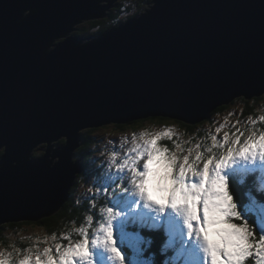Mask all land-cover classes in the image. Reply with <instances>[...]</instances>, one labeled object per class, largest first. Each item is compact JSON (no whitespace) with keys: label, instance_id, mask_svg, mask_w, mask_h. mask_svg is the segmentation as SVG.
Returning a JSON list of instances; mask_svg holds the SVG:
<instances>
[{"label":"water","instance_id":"water-1","mask_svg":"<svg viewBox=\"0 0 264 264\" xmlns=\"http://www.w3.org/2000/svg\"><path fill=\"white\" fill-rule=\"evenodd\" d=\"M114 1L0 0V225L63 205L82 130L148 117L195 124L264 93L261 0H150L96 36L69 34Z\"/></svg>","mask_w":264,"mask_h":264},{"label":"snow or ice","instance_id":"snow-or-ice-1","mask_svg":"<svg viewBox=\"0 0 264 264\" xmlns=\"http://www.w3.org/2000/svg\"><path fill=\"white\" fill-rule=\"evenodd\" d=\"M258 21L264 45V0ZM258 122L264 115L249 117L245 129L236 121L235 132L211 135L210 144L187 151L175 141L174 148L161 143L173 139L172 127L133 133L122 155L115 148L109 153L107 169L85 171V182L107 198L97 226L89 214L74 229L78 239L70 233L60 235L66 244L38 238L23 252L0 251V264H157L150 249L162 234L143 235L157 229L167 235L158 251L168 258L160 264H264V129Z\"/></svg>","mask_w":264,"mask_h":264},{"label":"rangeland","instance_id":"rangeland-1","mask_svg":"<svg viewBox=\"0 0 264 264\" xmlns=\"http://www.w3.org/2000/svg\"><path fill=\"white\" fill-rule=\"evenodd\" d=\"M132 4L133 1L128 0L124 3L123 8L125 6H131ZM148 6H151V4H148ZM144 9L147 10L149 9V7H145ZM142 12L143 10L140 12L138 11L136 12L135 7L131 6V9L129 11H125V13H123L120 16V19H122L124 22L128 18V16L132 15L131 17H134L135 15H140ZM117 24L118 23H116L115 25ZM91 27L92 26L90 25V21L85 20L82 23L77 24V28L76 27L74 28L76 30L70 31L69 34L77 35L78 37H87L90 36L86 34L89 32L88 30H91L92 32L95 31V29ZM63 39L64 38L62 37L59 39V41L56 40L55 42L59 43ZM237 99H238L237 101H235L234 103L232 102L224 110L216 112L211 117L209 116L210 119H204L198 123L189 124L192 126L195 125L191 129H187V126L185 127L183 125L185 123L174 119L167 118V120H160V119L145 118L144 121L141 123L129 124L122 129L117 127L118 124L109 123L99 127L82 130V132L88 133L89 137L93 140L87 149L89 153L87 154L86 160L84 162L85 171H87L90 174H98L103 172L105 169H107L108 165L106 162L109 159V153L115 148L119 150L122 155L123 151H125L128 147L131 146L130 141L133 133L139 135V133L143 130L154 132V131H162L165 127H172L175 131V135L173 136V139L170 141L165 138L161 141V143L167 145L169 148H174L173 141H175L176 143H181L185 151H187L188 148H194V146L197 143H200L202 148L207 144H210L211 135H217L218 138H222L223 133L225 131L231 133V132H235L236 127H239L241 129L250 127V125L247 123L249 117L255 119L259 115H264V93L256 101H254V99L252 98L248 100L250 104L253 106L254 112L252 114L245 113L244 110L247 105H244V103L240 100V97L239 98L237 97ZM236 121H239L240 123L236 125V127H232V125L235 124ZM221 125H224V127L221 128V131L219 133H216V128L220 127ZM256 127L258 129H264V122H258ZM125 138H127L129 143L125 144ZM62 140L63 138L52 141L51 142V144L53 145L52 147L55 148L54 144H59V142ZM39 145H38L39 148L36 146L35 147L36 149L34 148L32 150L31 152L32 156L40 157L45 153L44 150L47 148V143H43V144L41 143ZM111 170L114 171V168ZM84 174L85 172H83L81 177L79 178L77 177L76 179L77 184L75 186L74 200L76 204H79L82 201L88 202L87 206L89 208L88 210H90V204L94 205L96 201L99 202L100 200L99 197L105 194L102 191L96 192V187H94L92 183L85 182ZM93 193H95L94 201L90 199ZM103 198L104 197H102L101 199ZM105 200L107 202V198ZM100 208L101 207H98L96 214L99 213ZM89 214L94 216L93 226H97L98 217L94 215L93 212L86 211L80 224H76L75 222L69 223L70 226L68 227L67 230L68 233L71 234L73 240L79 238L78 233H76L74 229L80 227L83 224H86L85 217ZM22 222H27V221H22ZM52 235L53 234H48L42 227L35 224H24L19 228L8 229V231H6V236L8 238L7 241L11 243L9 244V246L12 245V243H14L15 240L27 242V243H31L29 241H34L35 243H37L38 238L40 241H43L45 237L48 238L49 244H54L56 240L57 242L60 241L65 244L67 243V241H61L60 236L58 235H56V240L53 241ZM3 246L4 245L0 246V251L12 252L8 250L7 247H3ZM44 246L46 245L43 243V246L41 248H43ZM21 252H23L22 249ZM176 264H180V262L179 263L176 262ZM247 264H253V260L251 259L248 260Z\"/></svg>","mask_w":264,"mask_h":264},{"label":"trees","instance_id":"trees-1","mask_svg":"<svg viewBox=\"0 0 264 264\" xmlns=\"http://www.w3.org/2000/svg\"><path fill=\"white\" fill-rule=\"evenodd\" d=\"M126 1H128V0H118L117 2H115V5L112 6V8L110 9L109 15L107 17H104V18L96 20V21L95 20L90 21V25L92 26L91 28H94L95 31L92 32L91 30H88L89 32L86 33V34H88V35H93V34L96 35L99 32L104 31L106 28L112 26L113 24H116L118 22L123 21L122 19H120V16L123 13H125V11H129L131 9V6L135 7L136 12L137 11L140 12V11L144 10V8L147 6V4L150 3V0H132L134 5L132 4L131 6H125L123 8L124 3ZM131 16H128V18L131 17ZM260 96L253 97L252 99H254V101H256V100L259 99ZM237 100L238 99L235 98L229 104H226V105L218 107L216 110L213 111V113L210 115V117L212 115H214L216 112L224 110L225 108H227L228 105H230L232 102L234 103ZM240 100L244 103V105H247L245 107V110H244L245 113L252 114L254 111H253V106L248 101L249 99H245L243 97H240ZM210 117H208L207 119H210ZM149 118L167 120V118H163V117H149ZM143 121H144V119L135 120V121H132V122H129V123H126V124L117 125V127L122 129L126 125L141 123ZM183 125L185 127L187 126V129H191V128H193L195 126V125L192 126V125H189V124H183ZM80 134H81V135H79L80 140L78 142L79 146L75 150L76 152L74 154V160L80 159V161H82L84 163L85 160H86L87 154L89 153V151L87 149H88L89 145L92 143L93 140L89 137L88 133H84V132L81 131ZM63 142L64 141L62 140L59 143H63ZM82 174H83V172L81 174H79V176H77V177L78 178L81 177ZM76 179H75V184L73 185V187L71 188V191L69 192V198L52 215H50L48 217H45V218H42L39 221L31 222V223L30 222H10V223H6V224H1L0 225V246L4 245L3 247H7L8 250L13 251L14 248H19V249L24 250L27 247L35 245L36 243L34 241H29L31 243L33 242L31 244V243L15 240L14 243H12V245L9 246V244H11V243H9L7 241L8 238L6 236V231H8V229L19 228V227H21L24 224H35V225H38V226L42 227L48 234H55V235H58V236H60L62 233H65V234L68 233L67 229L70 226L69 223L75 222L76 224H80L81 220L83 219L84 214L86 213V211L90 212V210H88L89 209L88 206H87L88 202H83L82 201L79 204H76V202L74 200L75 186L77 184V180ZM244 190L245 189L242 188L241 192H243ZM99 198H100L99 202L96 201V203L94 204L95 211H91V212H93L94 215H96L98 207H102L101 205L106 203L104 201V198L101 199L102 196L99 197ZM154 233H161L162 234L160 236H157V239H156L155 243L152 244L151 249H150L151 252H156L155 259H156L157 264H160V262L162 260L168 258V257H166L165 255L161 254L158 251L159 248L162 247L163 241L167 240V235L163 234L162 230H160V229L151 230L150 233L144 231L143 235L148 236V235H152ZM257 235H259V233H257ZM56 242H57V240H56ZM42 246H43V243L41 242L39 244V247H42ZM168 256L170 257L171 253H169ZM170 264H171V262H170Z\"/></svg>","mask_w":264,"mask_h":264},{"label":"clouds","instance_id":"clouds-1","mask_svg":"<svg viewBox=\"0 0 264 264\" xmlns=\"http://www.w3.org/2000/svg\"><path fill=\"white\" fill-rule=\"evenodd\" d=\"M116 1H118V0H116ZM115 2V1H114ZM113 5V4H112ZM114 6V5H113ZM112 7H110V8H108L107 9V11H106V14H107V16L109 15V11H110V9H111ZM106 16V17H107ZM102 18H104V17H100V18H94V19H102ZM128 19H130V18H128ZM128 19H126L125 21H127ZM88 20H90V19H88ZM124 21V22H125ZM82 23V22H81ZM120 23H123V21H121V22H118V24H120ZM79 24V23H78ZM117 24V25H118ZM77 26V25H76ZM75 26V27H76ZM112 26H115V24H113ZM112 26H110V27H112ZM74 27V28H75ZM110 27H108V28H110ZM77 28V27H76ZM108 28H106V29H108ZM105 29V30H106ZM104 30V31H105ZM103 31H101V32H99L98 34H100V33H102ZM98 34H96V35H98ZM71 35V34H70ZM91 36V35H90ZM93 36H95V35H93ZM59 41V40H58ZM64 140V139H63ZM61 142V141H60ZM64 143V142H63ZM59 144H62V143H59ZM53 146V145H52ZM78 148V147H77ZM1 152V151H0ZM44 153V152H43ZM1 154V153H0ZM74 154H75V150L73 151V154H72V161L74 162L75 160H74ZM32 157H35V156H32ZM38 157V156H37ZM76 160H78L79 161V164H80V166H81V172L80 173H78V174H76V176H75V179L77 178V176H79V174H81L82 172H85V167H84V163L82 162V161H80V159H76ZM75 179H74V181H73V183H72V185H71V187H70V189H69V191H68V194H69V192L71 191V188L73 187V185L75 184ZM102 197H104L105 199H106V197H105V195H101ZM68 198H69V196H68ZM104 199V201L106 202V200ZM107 204V202L105 203V204H103V205H101V206H105ZM106 206H108V204L106 205ZM19 222H22V221H19ZM27 222H29V221H27ZM30 222H33V221H30ZM7 223H10V222H7ZM3 224H6V223H3ZM158 230V229H157ZM150 233V232H149Z\"/></svg>","mask_w":264,"mask_h":264},{"label":"bare ground","instance_id":"bare-ground-1","mask_svg":"<svg viewBox=\"0 0 264 264\" xmlns=\"http://www.w3.org/2000/svg\"><path fill=\"white\" fill-rule=\"evenodd\" d=\"M113 5H114V2H113ZM106 16H107V15L105 14L104 17H106ZM77 24H78V23H77ZM77 24H76V25H77ZM76 25H75V26H76ZM76 27H77V26H76ZM60 38H61V37H60ZM60 38H58V40H59ZM51 47H53V43H52V46H51ZM211 114H212V113H211ZM211 114H210V115H211ZM148 118H149V117H148ZM169 119H171V118H169ZM84 130H85V129H84ZM80 135H81V134H80ZM80 137H81V136H80ZM63 141H64V140H63ZM56 142H57V141H56ZM39 146H40V145H39ZM37 147H38V146H37ZM40 147H41V146H40ZM38 148H39V147H38ZM44 148H45V147H44ZM35 149H36V148H35Z\"/></svg>","mask_w":264,"mask_h":264},{"label":"flooded vegetation","instance_id":"flooded-vegetation-1","mask_svg":"<svg viewBox=\"0 0 264 264\" xmlns=\"http://www.w3.org/2000/svg\"><path fill=\"white\" fill-rule=\"evenodd\" d=\"M92 20H95L96 21V20H99V19H90L89 21H92Z\"/></svg>","mask_w":264,"mask_h":264}]
</instances>
